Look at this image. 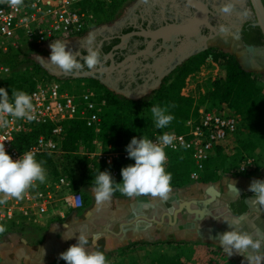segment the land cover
<instances>
[{
    "label": "built area",
    "instance_id": "1",
    "mask_svg": "<svg viewBox=\"0 0 264 264\" xmlns=\"http://www.w3.org/2000/svg\"><path fill=\"white\" fill-rule=\"evenodd\" d=\"M111 1L24 0L19 10L0 4V85L16 73L18 52L34 45L46 48L47 43L56 39L73 40L81 37L95 27L98 19L96 9ZM24 71L34 81L32 89L23 91L32 97L37 119L28 122L8 117V127L0 129V143L5 144L8 154L15 160L31 151L42 162V156L46 154L69 156L81 177L85 175V181L91 180L98 165L105 167L115 182L120 181L121 169L135 161L126 152L130 142L105 147L99 140L105 106L99 92L89 87L79 88L48 73L38 74L33 69L27 71V68ZM66 83L71 84L73 90L67 89ZM181 94L190 96L188 93ZM9 97L11 99V94ZM75 121H83L98 136L90 142L80 141L76 149L68 152L64 150L63 143L69 126ZM239 123L240 118L227 105L203 103L198 106L196 116L187 120L186 132L156 131L146 137L156 142L165 132L174 134L176 146L165 149V165L171 161L174 153L189 151L197 169L202 170L214 151L226 147L235 138ZM37 128L44 131L27 147L20 148L17 137ZM44 168L47 173L45 183L37 182L22 200L12 198L0 205V224L7 228L6 232L33 224L64 221L73 211L85 206L82 188L86 183H78L65 172L54 175L49 168ZM234 169L243 175H254L264 169V158L244 155L238 166L232 167L230 171ZM192 178L197 179L199 175L194 174ZM59 264L66 262L63 260Z\"/></svg>",
    "mask_w": 264,
    "mask_h": 264
},
{
    "label": "clouds",
    "instance_id": "2",
    "mask_svg": "<svg viewBox=\"0 0 264 264\" xmlns=\"http://www.w3.org/2000/svg\"><path fill=\"white\" fill-rule=\"evenodd\" d=\"M148 3V0H143ZM0 4H7L9 7L19 10L24 0H0ZM235 8L234 0H227L220 7L224 14L231 15ZM250 12L245 9L242 17L246 18ZM219 32L233 39L241 38V29L236 27L235 31H230L228 26L219 25ZM50 56L46 63L55 65L66 76H79L86 70L98 69L102 63V56L99 47L96 45L95 32H89L82 42L85 51H73L68 48V41L56 39L50 44ZM32 102V97L24 91L12 90L11 99L8 90L0 87V129L8 127L10 121L8 117L24 119L28 122L35 121L37 116ZM152 118L155 127L158 129L166 128L174 119L170 114L169 106H151ZM176 137L171 133H163L154 142L147 137H133L126 146L128 157L135 161L121 169L122 181H114L109 171H99L93 178V193L96 211H101L115 191L128 198L140 196H150L158 198L160 202H167L172 192V174L166 171L165 163L167 160V147L175 148ZM185 146V145H182ZM186 147V146H185ZM44 162L38 161L35 154L31 151L23 153L18 159H13L5 149V144L0 143V205H4L9 199L22 200L26 192L34 188L39 183H45L47 179ZM232 189L239 195V190L232 181ZM250 192L254 194L252 203L264 208V180L253 179L249 185ZM174 209H169L171 213ZM231 230L218 233L214 240L218 241L220 248L228 255L233 254L244 257L247 264H264V237L258 233H252L243 229L239 219H223ZM66 228V226H65ZM7 228L0 224V235H3ZM77 242L59 254L66 264H109L105 252L92 250L97 248V241L101 234L96 233L92 236V246L89 247V238L86 230L78 232ZM76 233L63 238L72 239ZM43 249V248H42ZM44 252V249H43ZM45 254V253H44Z\"/></svg>",
    "mask_w": 264,
    "mask_h": 264
},
{
    "label": "crops",
    "instance_id": "3",
    "mask_svg": "<svg viewBox=\"0 0 264 264\" xmlns=\"http://www.w3.org/2000/svg\"><path fill=\"white\" fill-rule=\"evenodd\" d=\"M50 44L47 43L46 48H50ZM251 65H256L254 59ZM232 140L227 146H232ZM203 176L182 185H171L170 198L163 203L158 198H128L115 191L111 201L99 212L91 191L93 185H85L82 192L86 205L73 211L69 221L68 218L49 223L66 226L65 229L75 226L78 232L86 230L90 248L92 236L100 233L97 248L107 254L109 264H247L240 255L228 257L213 237L231 230L223 219H239L243 229L264 237V208L252 203L254 194L248 190L253 179L264 180V169L254 175H243L237 169L221 170L216 166L211 174ZM232 181L239 195L232 189ZM211 184L220 192L212 206L214 216L196 219L184 209L173 218L180 202L209 197L207 189ZM191 206L199 208L197 204ZM169 209L174 211L170 213ZM78 232L68 240L62 235L61 242L66 249L77 242ZM67 233V236L73 234L70 229L65 235Z\"/></svg>",
    "mask_w": 264,
    "mask_h": 264
},
{
    "label": "flooded vegetation",
    "instance_id": "4",
    "mask_svg": "<svg viewBox=\"0 0 264 264\" xmlns=\"http://www.w3.org/2000/svg\"><path fill=\"white\" fill-rule=\"evenodd\" d=\"M192 1L148 0L144 3L141 0L128 19L115 21L102 31L93 29L91 32L96 34L102 63L98 69L84 73H90L91 78L107 89L137 100L148 92L165 88L170 76L180 75L198 57L208 52L211 41L224 50H235L237 54L242 52V55H247L244 62L251 65L254 59L257 68L264 70V52L258 51L254 56L246 50V46H264V35L256 24L257 15L252 0H234L235 8L231 15L220 11L227 0ZM245 9L250 15L243 18ZM221 24L228 26L230 31L239 27L241 38L236 40L230 35L225 38L219 32ZM88 33L73 42L69 40L68 48L83 53L82 42ZM68 77L74 76L63 73L59 76L63 80ZM17 241L10 238V247H0L1 264H16L25 258L20 257V251L16 250L14 244Z\"/></svg>",
    "mask_w": 264,
    "mask_h": 264
},
{
    "label": "rangeland",
    "instance_id": "5",
    "mask_svg": "<svg viewBox=\"0 0 264 264\" xmlns=\"http://www.w3.org/2000/svg\"><path fill=\"white\" fill-rule=\"evenodd\" d=\"M140 1L141 0H112L107 5L99 6L97 9L98 19L93 29L97 28L102 31L107 29L115 21L128 19L131 16L133 8L138 5ZM93 29L89 32L93 31ZM73 40L70 41L73 42ZM210 45L211 46L205 55L198 57L187 67L188 73L185 72L187 74L186 76L184 75L185 73L182 75L170 76L166 80L165 87L170 88V86H172L174 88H178L184 80L180 92L188 93L190 96L200 99L213 89V86L219 77L222 78L226 74V69L220 61V55H230L235 57L244 69L251 72L252 74L258 75L259 84L264 91V71H261V69L257 68L256 65L253 66L248 64V62H244V57L246 58L247 55H242V52L237 54L235 50H224L221 46H218L217 43H214V41H211ZM50 51V48H41L37 45L24 49L23 52L26 53V55H30L37 62H39L46 72L40 70V68L34 70L32 67V62L28 61L26 57L23 59L22 55L20 58L21 62H19L18 69L16 71L18 76L27 77L28 72L24 71L25 68H27V71L33 69V71L38 74L48 73L52 75L40 62L41 57L50 56ZM22 59L24 61H22ZM65 80L68 83H73V85L78 86L79 88L89 87L91 89H96L97 91L103 90L110 93H115L120 99L127 98L121 92L116 93L107 89L106 87L102 86L101 83H98L91 77H68V79ZM68 83L65 84V86H67L66 88L73 90V86ZM154 93L155 92H148L146 95L138 97L136 101L139 102V105L134 107L136 111L140 110L139 115L134 117L139 123H142V121H147L146 117H151L152 124L150 129H156V127L151 111L145 106L148 105L154 96ZM216 101L217 100L207 99L204 101V103H213ZM139 106H143L144 109H140ZM113 112L114 111L112 110L109 111L110 118L113 117ZM262 121V123H264V117ZM253 129L254 128L251 127L244 128L243 131L238 135L237 139L234 138L232 140V146L220 148V151L217 150L218 152L214 151L211 155V158L205 162V167L202 170L197 169L189 151H180L174 153L175 158L179 156L182 159L181 161H176L173 165L165 166L166 171L172 174L171 185L185 184L192 180V176L194 174H198L199 177L203 179V175L211 174L212 169L216 166L220 167L221 170H230L232 167L238 166L241 157L244 155L264 158V124L263 127L258 130ZM98 138L100 141H103L100 136H98ZM239 147L245 149L246 152L242 154V150H240ZM77 228L78 227L70 226V228L68 227L65 229L61 225L53 226L51 223L40 225L33 224L26 227H19L14 233V230L11 229L13 231L10 230L9 233L0 235V247H10L12 244H9L8 239L16 238V240H18L14 244L17 247L16 250L20 251V257H25L24 259L21 258L16 264H59L60 261H63L62 259H59V254L67 250L65 245L61 242L62 235L66 230L69 231V229L71 230V233L78 232ZM66 235H68V233ZM24 247H26L25 251L23 250ZM42 248L44 249V252ZM96 250L103 251L102 249L98 248H96Z\"/></svg>",
    "mask_w": 264,
    "mask_h": 264
},
{
    "label": "trees",
    "instance_id": "6",
    "mask_svg": "<svg viewBox=\"0 0 264 264\" xmlns=\"http://www.w3.org/2000/svg\"><path fill=\"white\" fill-rule=\"evenodd\" d=\"M22 55L23 59L26 57L28 61L32 62L34 70L40 68V70L46 72L39 62L30 55H26L23 51L17 53L18 63L21 62L20 58ZM220 57L222 59H220L221 64L226 69V74L222 78L219 77L213 89L200 99L181 94L180 89L184 80L178 88L170 86V88L165 87L155 91L154 96L145 107L151 111V106H169L170 114L174 116L172 122L163 129H150L152 124L151 117H146L147 121H142V123L136 121L134 117L139 115L140 110L136 111L134 107L139 105L138 101L129 98L120 99L115 93L99 90L100 100L104 101L105 106L103 110L104 124L98 135L102 138L104 146L107 147L109 144L119 146L130 142L133 137H146L156 131L174 130L176 132H186L188 130L186 127L187 120L196 116L198 106L207 99L217 100L210 103L213 105H227L240 118L239 129L235 139L246 127L256 130L262 128L264 124L262 123L264 117V91L259 84L258 75L244 69L233 56L220 55ZM23 59L22 61H24ZM187 69L186 67L183 73H188ZM186 73L184 74L185 76L187 75ZM0 87L6 88L8 93L11 94L12 90L23 91L26 88L32 89L34 81L29 76L20 77L15 73L6 79ZM139 107L144 109L143 106ZM110 110L114 111L111 118L109 117ZM43 131L44 129L37 128L29 134H20L17 137V145L20 148L27 147ZM95 136H97L95 131L87 128L83 121H75L67 130L63 148L65 151H72L78 147L80 141L90 142ZM240 150H242V154L246 152L242 147ZM42 158L43 166L49 168L52 174L57 175L60 172H65L80 184L93 185V178L99 174V171H105L102 165H98L91 180L85 181V175L81 177L76 164L69 156L46 154ZM181 159L179 156L175 158L172 155L170 163L165 166L173 165L176 161H181ZM15 230H12L13 233L16 232Z\"/></svg>",
    "mask_w": 264,
    "mask_h": 264
},
{
    "label": "water",
    "instance_id": "7",
    "mask_svg": "<svg viewBox=\"0 0 264 264\" xmlns=\"http://www.w3.org/2000/svg\"><path fill=\"white\" fill-rule=\"evenodd\" d=\"M252 2L254 4V9L257 15L256 24L261 28L262 33L264 35V3L262 0H252ZM193 3L194 2L192 1V4ZM246 50L248 51V53L254 54V52L256 51H263L264 46L263 47L246 46ZM42 58H44V60L47 61L49 57H42ZM44 60L40 59V62L46 69H48V71L52 75L59 77L62 74V72L55 65H52L51 63H46ZM74 77H90V73H81L79 76H74ZM207 193L209 195V197L207 198L193 199V200L180 202L178 208H176V210L173 213V218H177L179 213L182 212L184 209H186L189 213L193 214L196 219H202L205 216H214L212 206L217 202L220 192L215 187V185L211 184L207 189ZM192 204L199 205V208H192L191 206Z\"/></svg>",
    "mask_w": 264,
    "mask_h": 264
},
{
    "label": "bare ground",
    "instance_id": "8",
    "mask_svg": "<svg viewBox=\"0 0 264 264\" xmlns=\"http://www.w3.org/2000/svg\"><path fill=\"white\" fill-rule=\"evenodd\" d=\"M258 51L254 52V54H256ZM250 62V61H249ZM132 63V62H131ZM157 68V67H156Z\"/></svg>",
    "mask_w": 264,
    "mask_h": 264
}]
</instances>
